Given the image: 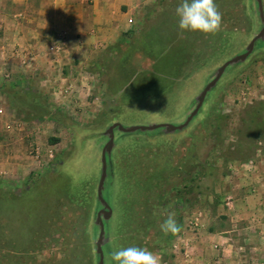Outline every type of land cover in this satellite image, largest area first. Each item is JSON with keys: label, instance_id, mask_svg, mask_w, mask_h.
Returning a JSON list of instances; mask_svg holds the SVG:
<instances>
[{"label": "rangeland", "instance_id": "obj_1", "mask_svg": "<svg viewBox=\"0 0 264 264\" xmlns=\"http://www.w3.org/2000/svg\"><path fill=\"white\" fill-rule=\"evenodd\" d=\"M179 3L140 0V22L115 45L67 55L51 91L12 96L19 149L0 174V264H117L111 253L133 245L162 264H208L218 244L197 251L202 228L247 224L227 209L264 196V34L218 73L264 26V0H215L216 34L181 31ZM168 211L175 235L159 227ZM242 229L235 254L264 264V228Z\"/></svg>", "mask_w": 264, "mask_h": 264}, {"label": "crops", "instance_id": "obj_2", "mask_svg": "<svg viewBox=\"0 0 264 264\" xmlns=\"http://www.w3.org/2000/svg\"><path fill=\"white\" fill-rule=\"evenodd\" d=\"M140 5V0H0L2 176H9L16 168L19 149L17 146L19 128L17 123L13 124L11 121V116L16 115L18 119L19 112L13 107L12 96L16 95L15 97L19 99L22 93H25L24 89L40 85L42 91H51L50 86L54 84L51 81V72H57L58 80L65 82L63 70L67 55L74 54L82 58L84 54H99L106 47L115 45L127 30H131L140 22L137 20L140 15L137 7ZM63 33L66 35L65 44L55 51L49 50L52 40ZM25 57L27 63H23ZM70 67L72 69L71 65ZM67 69L66 67L65 70ZM8 75L11 76L6 79L5 76ZM4 82L14 91L12 95L6 93V85L2 84ZM51 82L53 84H50ZM63 83L60 85L62 88L67 85ZM254 199H258L260 208L264 207L263 195H259L258 198L252 195H237L228 211L226 210L230 216L236 215L237 210L239 215L248 218L244 221L247 224L243 229L235 227L229 230L226 229L227 225L222 226L221 223L219 227L214 225L210 228L203 227L195 243L197 251L201 250L207 255L206 247L214 242L218 244L216 253L218 255L215 256L218 264H242L246 257L238 256L235 250L236 241H239V238L243 240L245 236H237L235 231L242 229L245 233L244 231L249 229V233L251 229L260 225L264 228V223L254 225L250 217L254 212H258L256 207H251V204L256 202ZM216 258L210 256L205 261L210 264Z\"/></svg>", "mask_w": 264, "mask_h": 264}, {"label": "clouds", "instance_id": "obj_3", "mask_svg": "<svg viewBox=\"0 0 264 264\" xmlns=\"http://www.w3.org/2000/svg\"><path fill=\"white\" fill-rule=\"evenodd\" d=\"M175 14L181 31L216 34L221 29L222 14L215 0H180L175 8ZM175 215L174 211H168L160 223L159 227L165 235H175L181 231ZM111 259L117 264H162V258L158 253L135 245L114 250Z\"/></svg>", "mask_w": 264, "mask_h": 264}, {"label": "water", "instance_id": "obj_4", "mask_svg": "<svg viewBox=\"0 0 264 264\" xmlns=\"http://www.w3.org/2000/svg\"><path fill=\"white\" fill-rule=\"evenodd\" d=\"M260 1V0H259ZM264 34V26L261 28V30L258 32V34L249 42V45H248V50H247V52H245V53H243V54H240V55H238V56H236V57H234V58H231L230 60H228V61H226L223 65H222V67H221V69H220V71H219V73H218V76H220V74L223 72V70H224V68L229 64V63H231V62H234L235 60H237L239 57H245L251 50H252V48H253V46H254V42H255V40L257 39V38H259L260 36H262ZM216 79H214V80H212V81H210L208 84H207V86L204 88V90H203V93H202V97H201V100H200V102H199V104H198V106L195 108V110L193 111V113L190 115V117H192V115L197 111V109H198V107L200 106V104L202 103V100H203V98H204V96H205V94H206V92H207V89L214 83V81H215ZM115 126H117V124H114L112 127H115ZM112 127H110V129L112 130ZM153 127H155V126H152V128ZM172 128H176L177 126H171ZM138 127H135L134 129H137ZM123 130H125V131H128V130H130V129H124V128H122ZM103 168H105V165H104V167ZM100 185H101V183H100ZM100 185H99V189L98 190H100ZM105 216H107V214L105 213ZM102 237V232L100 233V236H99V238H101Z\"/></svg>", "mask_w": 264, "mask_h": 264}, {"label": "built area", "instance_id": "obj_5", "mask_svg": "<svg viewBox=\"0 0 264 264\" xmlns=\"http://www.w3.org/2000/svg\"><path fill=\"white\" fill-rule=\"evenodd\" d=\"M65 41H66V35L64 33L63 34H60L59 36H57V38H55V39L52 40V43L49 46V50L55 51L60 46H63L65 44ZM52 56H54V55H52ZM55 56H57V55H55ZM23 63H27L26 57L23 59ZM1 111L2 110H0V112Z\"/></svg>", "mask_w": 264, "mask_h": 264}]
</instances>
